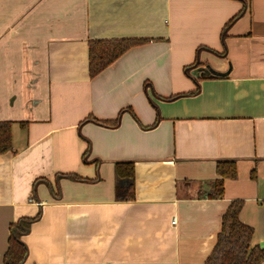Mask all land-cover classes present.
Returning <instances> with one entry per match:
<instances>
[{"label":"crops","instance_id":"1","mask_svg":"<svg viewBox=\"0 0 264 264\" xmlns=\"http://www.w3.org/2000/svg\"><path fill=\"white\" fill-rule=\"evenodd\" d=\"M120 38L147 42L89 78V41ZM0 121V264L22 220L24 264H204L234 201L264 249V0H0Z\"/></svg>","mask_w":264,"mask_h":264},{"label":"trees","instance_id":"2","mask_svg":"<svg viewBox=\"0 0 264 264\" xmlns=\"http://www.w3.org/2000/svg\"><path fill=\"white\" fill-rule=\"evenodd\" d=\"M233 18L231 21H233ZM231 23V22H230ZM147 42L144 39H109V40H90L88 43V76L94 78L106 68L111 66L123 54L143 45ZM103 126H116V120L97 121ZM14 122L0 121V154L12 152ZM115 175L122 180L128 179L131 183L134 178V164L132 162L116 163L114 167ZM216 173L221 177L212 184L211 191L206 194L210 199H220L223 196V179H235L237 176L236 162L219 160L216 164ZM125 185L123 188L116 187V200L125 201L133 198L132 184ZM243 204L240 201L231 202L227 210L221 217V229L217 234V241L207 257L204 264H263L264 249L257 245H252L253 229L239 220V213ZM38 216L26 219L31 221ZM22 223L15 222L10 225L11 233L8 238V246L3 254L4 264H24L27 248L20 241V234L25 230ZM15 229V232H13Z\"/></svg>","mask_w":264,"mask_h":264},{"label":"water","instance_id":"3","mask_svg":"<svg viewBox=\"0 0 264 264\" xmlns=\"http://www.w3.org/2000/svg\"><path fill=\"white\" fill-rule=\"evenodd\" d=\"M189 75L190 77L195 78V79H201V78L217 79V78H226L228 73H220V72L214 71L208 65H205V66L196 65L192 69H190ZM117 180H118L117 184L121 186H125L130 182L128 179L122 180V179H119L118 177H117ZM13 232H15V229H13Z\"/></svg>","mask_w":264,"mask_h":264},{"label":"rangeland","instance_id":"4","mask_svg":"<svg viewBox=\"0 0 264 264\" xmlns=\"http://www.w3.org/2000/svg\"><path fill=\"white\" fill-rule=\"evenodd\" d=\"M30 77H28L23 84H20L19 86H17V89L20 90V92L25 93L27 92L28 88H30V85H33V83L29 82ZM22 87V88H21Z\"/></svg>","mask_w":264,"mask_h":264}]
</instances>
